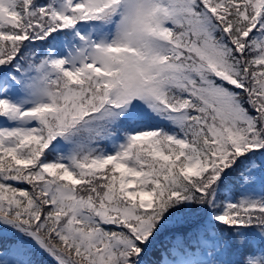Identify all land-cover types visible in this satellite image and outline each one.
<instances>
[{"label":"snow or ice","instance_id":"snow-or-ice-1","mask_svg":"<svg viewBox=\"0 0 264 264\" xmlns=\"http://www.w3.org/2000/svg\"><path fill=\"white\" fill-rule=\"evenodd\" d=\"M0 264H264V0H0Z\"/></svg>","mask_w":264,"mask_h":264}]
</instances>
